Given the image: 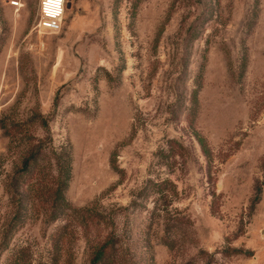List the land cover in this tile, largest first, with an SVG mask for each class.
Wrapping results in <instances>:
<instances>
[{"label":"rangeland","instance_id":"obj_1","mask_svg":"<svg viewBox=\"0 0 264 264\" xmlns=\"http://www.w3.org/2000/svg\"><path fill=\"white\" fill-rule=\"evenodd\" d=\"M40 2L0 0V264H264V0Z\"/></svg>","mask_w":264,"mask_h":264},{"label":"built area","instance_id":"obj_2","mask_svg":"<svg viewBox=\"0 0 264 264\" xmlns=\"http://www.w3.org/2000/svg\"><path fill=\"white\" fill-rule=\"evenodd\" d=\"M64 13L65 0H41L39 19L34 29L40 34L60 32Z\"/></svg>","mask_w":264,"mask_h":264},{"label":"trees","instance_id":"obj_3","mask_svg":"<svg viewBox=\"0 0 264 264\" xmlns=\"http://www.w3.org/2000/svg\"><path fill=\"white\" fill-rule=\"evenodd\" d=\"M106 256H107V250H106V245H104L102 246L96 257L98 258L99 261V260H104Z\"/></svg>","mask_w":264,"mask_h":264}]
</instances>
